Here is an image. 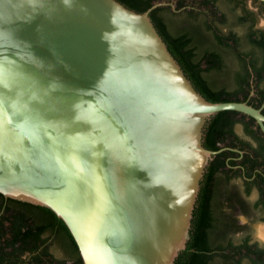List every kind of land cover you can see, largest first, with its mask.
Masks as SVG:
<instances>
[{"label":"water","instance_id":"1","mask_svg":"<svg viewBox=\"0 0 264 264\" xmlns=\"http://www.w3.org/2000/svg\"><path fill=\"white\" fill-rule=\"evenodd\" d=\"M166 5L0 0V193L54 210L84 264H174L223 150L207 122L237 111L264 132L260 108L195 88L152 20Z\"/></svg>","mask_w":264,"mask_h":264},{"label":"trees","instance_id":"2","mask_svg":"<svg viewBox=\"0 0 264 264\" xmlns=\"http://www.w3.org/2000/svg\"><path fill=\"white\" fill-rule=\"evenodd\" d=\"M119 1L144 12L157 0ZM203 1L213 4L212 18L205 12L176 13L161 6L151 12L152 20L188 78L206 99L245 102L239 98L244 88L240 81L246 80L242 55L246 46L261 47L264 54V32L253 29L245 32L256 14L247 8L245 0ZM218 12L222 14L219 16ZM230 17L239 31L221 29ZM237 114L226 110L212 116L205 127L206 148L219 150V143L235 134L237 123H242L248 137L257 140L250 124L238 119ZM222 155L220 152L214 158L219 160ZM217 160L210 162L201 181L190 237L174 264H243L242 259H235L241 246L231 240L240 225L225 211L221 196V180L230 178L220 174L215 180L218 168L224 165ZM0 264H84V260L69 227L54 210L13 198L6 200L0 193Z\"/></svg>","mask_w":264,"mask_h":264},{"label":"flooded vegetation","instance_id":"3","mask_svg":"<svg viewBox=\"0 0 264 264\" xmlns=\"http://www.w3.org/2000/svg\"><path fill=\"white\" fill-rule=\"evenodd\" d=\"M169 1V0H168ZM255 1V0H253ZM261 4L260 0L255 1ZM175 7H170L173 12H197L207 13L208 17L212 18L213 4H205L203 0H195L187 2L186 0H175ZM222 13L218 12L220 16ZM251 27V28H250ZM256 30L264 32V26H258V18L255 14L254 21L250 20L245 27V32ZM243 54V53H242ZM244 57L245 66L243 74L246 76L243 84V91L239 93V98L245 102H250L253 106L260 108L264 113V54L261 47L246 46ZM238 119L250 124L255 132L257 140L248 137L244 129V135H240L235 131L234 135L226 137L223 142H220V149L223 155L217 160L215 157L211 162L217 160L224 162L218 168L215 180L217 181L220 174L227 175L230 180L240 182L244 196L247 198L253 192H256L257 197L252 202V208L260 211V221L264 224V132L258 122L244 113L238 112ZM6 198V197H5ZM8 198H6L7 200ZM4 212V208L1 213ZM239 225V223L236 221ZM262 237V236H261ZM240 251L235 255V259H242L243 264H258L264 262V237L261 239L255 234L248 232L242 235L239 239L234 237L231 239Z\"/></svg>","mask_w":264,"mask_h":264},{"label":"rangeland","instance_id":"4","mask_svg":"<svg viewBox=\"0 0 264 264\" xmlns=\"http://www.w3.org/2000/svg\"><path fill=\"white\" fill-rule=\"evenodd\" d=\"M192 2L195 0H186ZM169 2H175V0H169ZM247 8L256 13L258 18V26H264V7H260L258 3L253 0H245ZM238 11H241L238 10ZM230 28L240 30L235 24L233 17L229 18V22L226 25L221 26L223 31H228ZM235 130L240 135H244V129L242 123H237ZM221 196L225 211L230 214L240 225L239 231L232 236L237 240L242 235L251 232L259 238H263L258 233V228L264 226L260 221V211L252 208V202L256 199L257 194L253 192L250 197L246 198L242 191L241 183L234 180L222 179L220 183ZM246 264V263H244Z\"/></svg>","mask_w":264,"mask_h":264},{"label":"bare ground","instance_id":"5","mask_svg":"<svg viewBox=\"0 0 264 264\" xmlns=\"http://www.w3.org/2000/svg\"><path fill=\"white\" fill-rule=\"evenodd\" d=\"M182 135L185 138V140L187 141L188 140V138H187L188 133L185 129H183ZM258 233L260 236L264 237V226H261L258 228Z\"/></svg>","mask_w":264,"mask_h":264}]
</instances>
